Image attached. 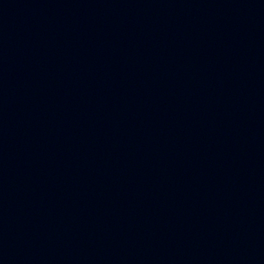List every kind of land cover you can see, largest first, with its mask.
Segmentation results:
<instances>
[{"label": "water", "instance_id": "1", "mask_svg": "<svg viewBox=\"0 0 264 264\" xmlns=\"http://www.w3.org/2000/svg\"><path fill=\"white\" fill-rule=\"evenodd\" d=\"M0 264H264V0H0Z\"/></svg>", "mask_w": 264, "mask_h": 264}]
</instances>
